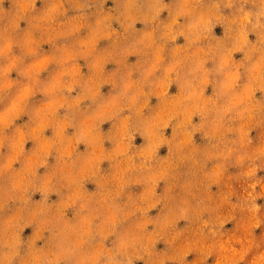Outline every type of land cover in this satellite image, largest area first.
Wrapping results in <instances>:
<instances>
[{"label":"clouds","instance_id":"obj_1","mask_svg":"<svg viewBox=\"0 0 264 264\" xmlns=\"http://www.w3.org/2000/svg\"><path fill=\"white\" fill-rule=\"evenodd\" d=\"M0 264H264V0H0Z\"/></svg>","mask_w":264,"mask_h":264},{"label":"rangeland","instance_id":"obj_2","mask_svg":"<svg viewBox=\"0 0 264 264\" xmlns=\"http://www.w3.org/2000/svg\"><path fill=\"white\" fill-rule=\"evenodd\" d=\"M138 26H140V25L138 24ZM216 32H217V34H222V27L221 26H217ZM181 40H182V38H181ZM239 55L240 54L237 53V56H239ZM131 59H135V57H131ZM109 67H111V65H109ZM105 90H107V86H106ZM172 90L175 91V86H173ZM105 127H107V125H105ZM168 131L170 132V129ZM141 139H142L141 137H137V142H140ZM30 145H31V142H29V145L28 146H30ZM81 147H83V146H81ZM161 152L162 153L166 152V147L162 148L161 149ZM89 187H94V186L90 184ZM35 198H39V193L36 194V197ZM53 198H55V194H53ZM25 231L27 233V232H30L31 229L29 228V229H26ZM160 246H162V245H160Z\"/></svg>","mask_w":264,"mask_h":264}]
</instances>
